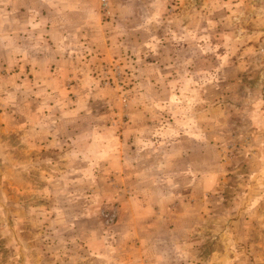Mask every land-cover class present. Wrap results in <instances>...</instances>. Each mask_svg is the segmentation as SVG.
Masks as SVG:
<instances>
[{"label": "rangeland", "instance_id": "obj_1", "mask_svg": "<svg viewBox=\"0 0 264 264\" xmlns=\"http://www.w3.org/2000/svg\"><path fill=\"white\" fill-rule=\"evenodd\" d=\"M115 2L114 9L119 5ZM188 2L194 14L203 10L211 17L219 11L232 15L226 26L239 66L230 68L231 63L226 77L240 80L211 87L208 103L219 116L214 125L219 132H210L209 168L216 169L219 186L207 200L210 211L202 214L203 226L191 231L193 242L186 249L194 264H264V0ZM31 21L29 0H0V56L12 36L25 51L41 49L42 40L46 46L54 45L46 33L29 34ZM99 21H92L97 40L99 28L105 32L104 20ZM51 27L44 23L32 28L49 31ZM69 27L74 28L71 22ZM132 29L110 28L105 40L110 43L112 34L113 42L121 44L113 48L116 56L102 63V71L98 64L89 63L95 69L82 71L87 78L72 81L79 86L71 82L49 86L50 92L56 91L49 100L41 97L35 102L33 116L25 95L24 100H0V264H98L90 253L100 247L98 238L114 232L119 224L120 205L112 192L116 182L104 164L89 163L103 152L87 146L108 141V127L124 121L120 95L135 96L138 90L131 63L145 56L140 51L143 36ZM152 56L148 59L155 60ZM117 66L119 79L106 73ZM5 86L0 85V98ZM7 86L9 92L21 88L14 83ZM24 90L45 92L29 79Z\"/></svg>", "mask_w": 264, "mask_h": 264}, {"label": "crops", "instance_id": "obj_2", "mask_svg": "<svg viewBox=\"0 0 264 264\" xmlns=\"http://www.w3.org/2000/svg\"><path fill=\"white\" fill-rule=\"evenodd\" d=\"M113 1L108 0L109 10L104 14L101 0H29V34L46 33L54 45L46 46L42 40L41 49L36 46L25 51L17 44V36L10 37L11 44H3L0 85L6 86L0 100H24L25 95L33 116L35 102L41 97L49 100L56 91L50 92L49 86L61 87L75 79L81 83L87 78L82 71L95 69L89 63L98 64L101 70L102 63L116 56L113 48L118 41L113 42L112 34L110 43L105 40L110 28L138 31L143 36L140 51L145 58L131 63L137 72L136 95H120L124 121L113 119L106 130L108 141L87 146L103 152L89 163L104 164L116 182L112 192L120 205L119 224L114 232L98 238L100 247L90 257L98 264H194L186 249L193 242L191 231L204 223L202 214L210 211L207 200L219 186L216 169L209 168L210 132H219L214 126L219 116L210 111L208 103L211 87L240 80L226 77L231 63L230 68L239 66L226 26L232 15L219 11L211 17L203 10L194 14L188 0H119L115 9ZM96 3L98 7L93 6ZM54 6L58 8L51 12ZM99 19L105 22V32L99 28L97 40L92 21L100 23ZM38 20L52 27L34 30L32 27L40 25ZM152 55L155 60L148 59ZM27 79L41 84L45 92L23 91ZM11 83L20 90L9 92Z\"/></svg>", "mask_w": 264, "mask_h": 264}, {"label": "built area", "instance_id": "obj_3", "mask_svg": "<svg viewBox=\"0 0 264 264\" xmlns=\"http://www.w3.org/2000/svg\"><path fill=\"white\" fill-rule=\"evenodd\" d=\"M101 5H102V12L104 14H107L108 13V10H109V4H108V0H101ZM106 73H113L114 74V78H121V72H120V69L119 67H114V68H111V69H108L106 70Z\"/></svg>", "mask_w": 264, "mask_h": 264}]
</instances>
